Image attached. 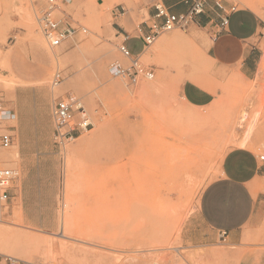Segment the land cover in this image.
<instances>
[{
	"label": "rangeland",
	"instance_id": "374dc122",
	"mask_svg": "<svg viewBox=\"0 0 264 264\" xmlns=\"http://www.w3.org/2000/svg\"><path fill=\"white\" fill-rule=\"evenodd\" d=\"M57 1L61 27L78 31L52 47L37 21L44 0H0V92L12 112L0 120V130L13 136L11 147L0 149V165L19 171L11 198L0 202V228L15 234L0 238V254L42 264H237L228 242L207 243L198 236L194 245L182 235L239 137L264 154V35L252 79L214 68L210 38L192 25L142 47L138 58L154 77L128 83L109 73L113 61L126 62L116 48L122 36L117 38L111 9L123 4L137 25L147 18L145 11L144 17L136 12L140 0ZM227 1L235 8L252 6L264 21V0ZM189 78L216 91L210 105L184 102L180 85ZM68 93L82 101L92 127L59 148L52 108ZM242 111L247 116L238 122ZM198 140L203 153L193 156L187 175L174 185L178 148ZM15 150L17 157H6ZM64 211L73 228L62 235ZM197 228L202 232L199 221ZM23 234L50 244L31 246ZM198 253L205 259L198 260Z\"/></svg>",
	"mask_w": 264,
	"mask_h": 264
},
{
	"label": "crops",
	"instance_id": "0c3cea01",
	"mask_svg": "<svg viewBox=\"0 0 264 264\" xmlns=\"http://www.w3.org/2000/svg\"><path fill=\"white\" fill-rule=\"evenodd\" d=\"M184 1L140 0L136 12L140 11L144 17L145 11L147 18L137 25L123 4H114L111 14L115 18L117 38L128 35L129 48L135 43L140 45L138 50L130 51L139 54L144 47L141 37L147 32L155 6L160 4L169 13L178 15L188 8ZM221 3L224 11L215 5V0H208L204 13L196 17L195 26L203 28L210 38L207 53L214 68L252 79L262 58L260 39L264 21L251 9L230 11L229 1ZM225 14L228 23L221 28ZM3 55L0 49V59ZM200 83L184 80L180 85L181 98L189 106L205 107L215 99L216 91ZM191 91L197 98L190 95ZM193 217L183 232L184 241L196 245L200 236L203 242L214 243L221 240L220 232L224 231L225 241L236 249L237 264H264V164L253 148L234 146L225 153L220 173L202 191ZM198 221L202 226L200 233Z\"/></svg>",
	"mask_w": 264,
	"mask_h": 264
},
{
	"label": "built area",
	"instance_id": "2783aa9c",
	"mask_svg": "<svg viewBox=\"0 0 264 264\" xmlns=\"http://www.w3.org/2000/svg\"><path fill=\"white\" fill-rule=\"evenodd\" d=\"M222 0H215V5L223 9ZM45 4L39 17L37 18L39 28L52 47H58L68 38L77 33V28L68 25L61 27V21L57 19L55 11L59 9L57 0H44ZM188 8L185 12L173 15L165 7L158 4L155 6V13L152 16L150 24L147 26V32L141 37L143 46H149L155 39L164 32L173 29L185 30L196 24V17L204 13L208 0H185ZM234 6L230 11H234ZM228 23V15L221 18L220 27L223 28ZM85 32L86 29L82 28ZM261 35H264V27ZM128 35H122V40L116 45V48L126 62L115 60L109 65V73L128 83H137L140 80L152 79L154 72L151 68L144 66L138 55L133 54L127 45ZM60 82L59 72L53 77V85ZM12 112L6 111L2 94L0 92V120L10 117ZM53 118V140L59 148H65L73 143L81 134L92 127L90 115L82 101L72 93L59 97L52 108ZM13 142L12 134L7 130H0V149H8ZM259 160L264 164V154H258ZM19 176L16 168L0 165V202L7 203L11 196V189L15 180ZM226 233L220 232V239L225 241ZM3 264H42L36 260H24L10 255L0 254V263Z\"/></svg>",
	"mask_w": 264,
	"mask_h": 264
},
{
	"label": "bare ground",
	"instance_id": "6f19581e",
	"mask_svg": "<svg viewBox=\"0 0 264 264\" xmlns=\"http://www.w3.org/2000/svg\"><path fill=\"white\" fill-rule=\"evenodd\" d=\"M28 2H29V0H28ZM249 5H251V2L250 3H248ZM254 6V5H253ZM251 7L252 6H250V9H251ZM258 7V6H257ZM16 9V8H15ZM253 9H255V7H253ZM20 10V9H19ZM19 12V11H18ZM21 13V12H20ZM24 15V14H23ZM23 17H25V15L23 16ZM26 18V17H25ZM24 18V19H25ZM23 19V20H24ZM30 19V18H29ZM31 20V19H30ZM45 38V37H44ZM177 38H176V36H173V37H171L169 40H176ZM205 39V38H204ZM206 41V40H205ZM163 42H167V40H163ZM162 43V42H161ZM160 43V44H161ZM165 44V43H164ZM138 55V54H137ZM54 56H58V55H54ZM56 58V57H55ZM211 59V58H210ZM212 60V59H211ZM189 80H191V81H196V82H198V83H200V81H197V80H195L194 78H189ZM201 84V83H200ZM203 85V84H202ZM141 91H142V89H141ZM140 91V92H141ZM187 105H189V104H187ZM193 106V105H192ZM249 111V110H248ZM189 113V112H188ZM193 116V115H192ZM196 116H198V114L196 115ZM246 116H247V112L246 111H242L238 116H237V121L238 122H240V121H242V120H244L245 118H246ZM194 117V116H193ZM199 134V133H198ZM188 136V135H187ZM236 138V137H235ZM189 140V139H188ZM207 142V141H206ZM237 143V146H243V147H250V144H249V139L247 138V137H239L238 139H237V141H236ZM195 143H198V146L197 145H195ZM252 146V145H251ZM207 147H208V145H207ZM253 147V146H252ZM203 147H201V143H200V141L198 140V141H193L192 143H191V145H186V146H184V147H180V148H178V152L176 153V157L178 158V160H179V162H178V164H177V172H176V175L173 177V179H172V182H173V184L174 185H178L179 183H178V178H179V175L181 174V175H187V170L191 167V164L193 163V156H195V155H201L203 152V149H202ZM168 155H170V154H168ZM172 155V154H171ZM12 157V158H14V157H17L18 156V151H13V152H11V153H9L6 157ZM196 157V156H195ZM172 159H174V158H172ZM198 159V158H197ZM170 164V163H169ZM193 168V167H192ZM166 170H168V169H166ZM166 172V171H165ZM168 172V171H167ZM193 173V172H192ZM168 175V174H167ZM194 175V174H193ZM184 177V176H183ZM186 178V177H185ZM190 180V179H189ZM171 185V184H170ZM187 187V186H186ZM63 214V213H62ZM68 221H69V217H68V214L66 213V211H64V214L63 215H61V233H62V235H64V234H67L68 233V229L70 228V229H72L73 227H70L71 226V224H70V226H69V223H68ZM70 229H69V231H70ZM12 231V230H11ZM18 232V231H17ZM20 232V231H19ZM6 233H8L7 235H6ZM24 235V242L25 241H27V243L28 242H30V245L31 244H33V245H38L39 246V244H46V243H49L47 240H42V239H39V237L37 238V236L36 237H32V236H25V234H23ZM29 235V234H28ZM5 236H10V237H15V234L14 233H12V232H10V231H7V230H4V229H1L0 228V238H2V237H4L5 238ZM67 236V235H66ZM17 237V236H16ZM22 238V237H21ZM41 238V237H40ZM17 239H18V237H17ZM8 240V239H7ZM7 242V241H6ZM22 242V241H21ZM8 243V242H7ZM6 243V244H7ZM56 243V242H55ZM23 244V243H22ZM50 244V243H49ZM49 244H48V246H49ZM27 245V244H26ZM54 245V244H53ZM32 246V245H31ZM56 246V245H55ZM57 247V246H56ZM58 248V247H57ZM46 250V249H45ZM49 250H50V248H49ZM53 250V249H52ZM48 251V250H47ZM212 252H214V251H212ZM49 253V252H48ZM47 253V254H48ZM210 253V252H209ZM209 253H208V255H209ZM207 254V253H206ZM205 254V255H206ZM211 254V253H210ZM222 254V253H221ZM52 255H54V254H52ZM217 255L218 254H216L215 255V258L217 257ZM49 256H50V254H49ZM214 256V255H213ZM209 257V256H208ZM207 257V258H208ZM218 257H220V254H219V256ZM222 257V256H221ZM214 258V259H215ZM202 259H205L204 257H203V254H200V253H198V260H202ZM211 259V258H210ZM218 260V259H217ZM206 261V260H205ZM212 261V260H211ZM194 262V261H193ZM207 262H209V261H206L205 263H207ZM210 264V263H209Z\"/></svg>",
	"mask_w": 264,
	"mask_h": 264
}]
</instances>
